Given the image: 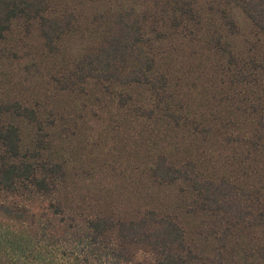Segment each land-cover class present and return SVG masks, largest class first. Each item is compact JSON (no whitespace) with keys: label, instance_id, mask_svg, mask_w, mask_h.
<instances>
[{"label":"rangeland","instance_id":"obj_1","mask_svg":"<svg viewBox=\"0 0 264 264\" xmlns=\"http://www.w3.org/2000/svg\"><path fill=\"white\" fill-rule=\"evenodd\" d=\"M45 1L47 10L16 17L0 40V121L19 128L25 160L66 166L46 203L79 219L155 212L184 229L195 264H264V143L257 139L264 31L240 0ZM119 13L132 14L141 28L140 48L165 86L90 79L83 91L62 90L103 21ZM44 18L72 23L53 48L42 32ZM14 104L33 110L38 123L5 110ZM161 156L178 167L193 162L200 179L227 180L263 223L234 226L210 211L190 182L155 181ZM16 202L0 188V264H33L17 248L14 221L1 212Z\"/></svg>","mask_w":264,"mask_h":264},{"label":"trees","instance_id":"obj_2","mask_svg":"<svg viewBox=\"0 0 264 264\" xmlns=\"http://www.w3.org/2000/svg\"><path fill=\"white\" fill-rule=\"evenodd\" d=\"M239 4L253 25L264 31V0H240ZM47 9L45 0H0V40L16 17L40 15ZM72 28L70 18L42 19L46 44L52 48ZM101 29L95 46L77 62L62 84V90L83 91V85L90 79L102 83L149 85L155 89L165 86V77L155 73L154 59L140 48L141 28L132 14L110 15ZM5 110L38 123L35 112L20 104L7 106ZM258 132V141L264 143L262 120ZM21 148L19 128L0 121V149L4 152L0 158V188L3 193L16 196L19 203L16 207L2 205L1 212L14 221L17 248L23 253L26 251L31 263L195 264L198 256L187 245L184 229L155 212L131 220L110 215L79 219L71 216L61 204H47L44 199L56 193L59 181L66 176V166L55 161L25 160ZM195 172L191 161L178 167L161 156L153 169V177L161 184L190 182L207 208L229 216L234 226L263 223V215L243 207L239 199L243 193L240 195L231 183L200 179ZM261 256L264 260V251ZM16 260L21 261V256Z\"/></svg>","mask_w":264,"mask_h":264}]
</instances>
